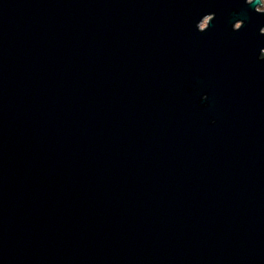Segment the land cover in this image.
I'll return each instance as SVG.
<instances>
[{
    "label": "water",
    "instance_id": "water-1",
    "mask_svg": "<svg viewBox=\"0 0 264 264\" xmlns=\"http://www.w3.org/2000/svg\"><path fill=\"white\" fill-rule=\"evenodd\" d=\"M260 3L0 0V264H264Z\"/></svg>",
    "mask_w": 264,
    "mask_h": 264
},
{
    "label": "flooded vegetation",
    "instance_id": "flooded-vegetation-1",
    "mask_svg": "<svg viewBox=\"0 0 264 264\" xmlns=\"http://www.w3.org/2000/svg\"><path fill=\"white\" fill-rule=\"evenodd\" d=\"M254 0H247V3H251V2H253ZM260 4L259 5H257L256 6V11H258V12H263L264 11V0H260ZM211 18V16H207V17H205L204 19H203V21L205 20V19H207L206 20V22H208V20ZM202 21V22H203ZM202 22H201V24H202ZM205 22V23H206ZM206 25H207V23H206ZM206 25H205V27H206ZM241 26V22H238L236 25H235V28H239ZM200 27H201V25H200ZM205 27H201V28H205ZM261 32L262 33H264V28L261 30Z\"/></svg>",
    "mask_w": 264,
    "mask_h": 264
},
{
    "label": "rangeland",
    "instance_id": "rangeland-1",
    "mask_svg": "<svg viewBox=\"0 0 264 264\" xmlns=\"http://www.w3.org/2000/svg\"><path fill=\"white\" fill-rule=\"evenodd\" d=\"M206 20H207V19H205V20L202 22V27H204V26L206 25V23H205Z\"/></svg>",
    "mask_w": 264,
    "mask_h": 264
}]
</instances>
